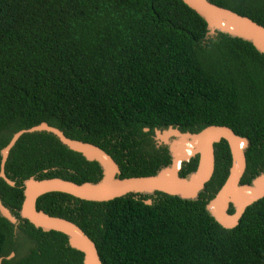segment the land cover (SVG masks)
I'll return each mask as SVG.
<instances>
[{"label":"trees","instance_id":"16d2710c","mask_svg":"<svg viewBox=\"0 0 264 264\" xmlns=\"http://www.w3.org/2000/svg\"><path fill=\"white\" fill-rule=\"evenodd\" d=\"M209 1L264 26V0ZM205 34L182 0H0V150L44 121L106 151L120 177L150 175L170 162L154 128L220 124L247 139L241 181L250 182L264 169V54L225 33ZM214 155L197 199L156 191L96 202L49 192L36 207L78 225L102 264H264V197L233 228L208 214L230 164L224 140ZM196 164L192 157L179 174ZM5 174L14 185L0 178V199L19 223L15 230L0 216V256L14 253L1 264H82L65 235L19 217L21 186L30 176L97 181L99 165L33 132L10 149Z\"/></svg>","mask_w":264,"mask_h":264},{"label":"water","instance_id":"95a60500","mask_svg":"<svg viewBox=\"0 0 264 264\" xmlns=\"http://www.w3.org/2000/svg\"><path fill=\"white\" fill-rule=\"evenodd\" d=\"M182 2L205 21L206 38L222 32L249 42L256 51L264 54V26L209 0ZM143 130L148 131V128ZM33 132L52 134L62 145L81 154L87 161H95L101 169V176L97 181L77 183L60 177L30 176L23 180L21 186L19 217L35 228L65 235L68 246L82 253V264H102L94 241L74 222L37 209L36 200L39 196L61 192L81 200L102 202L130 193L152 194L157 191L182 199H197L214 172V144L224 140L228 146L230 164L223 183L213 197L207 200L208 214L223 228H233L239 223L246 208L264 197V169L250 182L241 181L246 168L245 147L248 141L226 125L210 124L196 132L181 131L177 126L171 125L163 129L154 128L153 140L156 146L163 145L167 148L169 164L162 166L154 174L120 177L118 164L106 151L92 143L70 138L59 128L42 121L14 132L0 150V178L10 186L14 185V181L5 174L9 151L21 135ZM192 157H197L195 169L181 176L179 172L182 163L188 162ZM144 203L150 204L151 199H145ZM230 207L232 212H229ZM0 216L14 225L17 222V218L3 205L1 199ZM13 255L10 252L6 256H0V264Z\"/></svg>","mask_w":264,"mask_h":264},{"label":"flooded vegetation","instance_id":"af4514ba","mask_svg":"<svg viewBox=\"0 0 264 264\" xmlns=\"http://www.w3.org/2000/svg\"><path fill=\"white\" fill-rule=\"evenodd\" d=\"M18 223H19V220H18V218H17V222H16V224L14 225V229H15V230H17V225H18Z\"/></svg>","mask_w":264,"mask_h":264}]
</instances>
